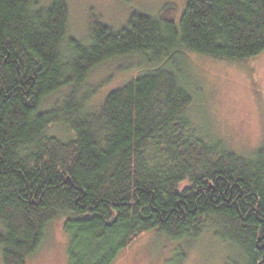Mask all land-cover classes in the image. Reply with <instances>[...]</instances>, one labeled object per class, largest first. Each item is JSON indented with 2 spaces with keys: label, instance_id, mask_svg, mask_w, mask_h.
<instances>
[{
  "label": "trees",
  "instance_id": "obj_1",
  "mask_svg": "<svg viewBox=\"0 0 264 264\" xmlns=\"http://www.w3.org/2000/svg\"><path fill=\"white\" fill-rule=\"evenodd\" d=\"M69 15L67 0H0L4 264H26L58 219L69 264H112L151 230L173 240L211 230L242 255L229 264H264V145L244 155L198 128L183 72L188 52L263 53L264 0H187L178 22L173 8L134 12L118 31L93 17L87 41L68 37ZM128 56L155 67L90 104L93 90H80L92 70Z\"/></svg>",
  "mask_w": 264,
  "mask_h": 264
},
{
  "label": "rangeland",
  "instance_id": "obj_2",
  "mask_svg": "<svg viewBox=\"0 0 264 264\" xmlns=\"http://www.w3.org/2000/svg\"><path fill=\"white\" fill-rule=\"evenodd\" d=\"M38 2L47 7L52 0ZM67 3L68 37L87 41L93 17L118 31L134 12L158 16L173 8L178 22L187 0H67ZM184 66L187 86L194 94L190 113L198 128L244 155L264 145V52L241 62L188 52ZM154 67L139 56L113 59L93 69L80 91L93 90L90 104L97 106L111 91ZM67 92L62 89L46 98L42 107L50 109ZM52 129L63 137L69 132L64 125H54ZM69 238L62 219L51 221L38 251L26 264H69ZM179 249L185 251L184 258L176 253ZM242 259L236 248L216 238L211 230L195 240H173L151 230L124 249L112 264H229ZM0 264H4L2 246Z\"/></svg>",
  "mask_w": 264,
  "mask_h": 264
}]
</instances>
